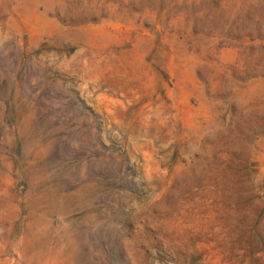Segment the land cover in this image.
Masks as SVG:
<instances>
[{"label": "rangeland", "instance_id": "rangeland-1", "mask_svg": "<svg viewBox=\"0 0 264 264\" xmlns=\"http://www.w3.org/2000/svg\"><path fill=\"white\" fill-rule=\"evenodd\" d=\"M0 264H264V0H0Z\"/></svg>", "mask_w": 264, "mask_h": 264}]
</instances>
